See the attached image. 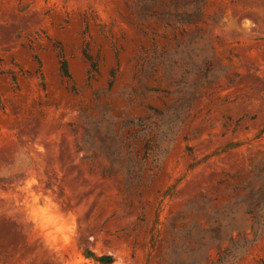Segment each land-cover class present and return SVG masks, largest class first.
Segmentation results:
<instances>
[{"label": "rangeland", "instance_id": "obj_1", "mask_svg": "<svg viewBox=\"0 0 264 264\" xmlns=\"http://www.w3.org/2000/svg\"><path fill=\"white\" fill-rule=\"evenodd\" d=\"M138 4L0 0V264H264V0ZM173 105L131 172L122 122Z\"/></svg>", "mask_w": 264, "mask_h": 264}, {"label": "trees", "instance_id": "obj_2", "mask_svg": "<svg viewBox=\"0 0 264 264\" xmlns=\"http://www.w3.org/2000/svg\"><path fill=\"white\" fill-rule=\"evenodd\" d=\"M147 0H138L139 9L143 10L146 5ZM201 5L198 3L196 5V9L194 11L184 10L183 15L177 17V22L180 20H191L192 18H197L201 14ZM177 15V13H176ZM84 56L88 62L87 66V78L90 79L94 76L95 72H98V62L93 56L88 52L84 51ZM58 58H59V70L62 77L67 78V80H71V74L68 69V63L66 57L64 55V51L62 48L58 50ZM39 66L41 67L40 59L36 57ZM14 81H16V77H12ZM152 110L151 113H146L142 116H133L129 119H126L122 122L120 128L121 131L127 129L131 133V137L129 138V150L131 151L135 145H139L138 147L144 149V153L142 156L129 154V170L132 172L135 167H138L139 170L144 169L145 167H151L154 164L158 163L161 157L167 151L170 143L172 142V137L174 134V127L177 122L181 121V116L183 112V108L180 106H167L165 109H157L150 108ZM96 129L99 130L100 126H96ZM107 133L112 135V138L119 142V136L117 137L116 125L114 122H108V126L105 127ZM162 137H164L162 139ZM121 142V141H120ZM111 145V143L109 144ZM119 146V144H117ZM106 143H102L101 150L104 153ZM114 147V151L117 152L119 148ZM103 148V149H102ZM105 156H109L108 153H104ZM91 257L97 262L109 263L111 261V257L109 255H94L90 253Z\"/></svg>", "mask_w": 264, "mask_h": 264}]
</instances>
